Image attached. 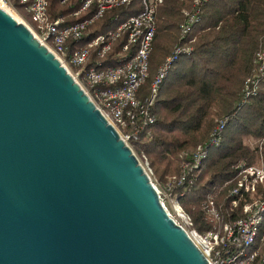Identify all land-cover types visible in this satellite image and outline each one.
<instances>
[{
  "label": "water",
  "instance_id": "95a60500",
  "mask_svg": "<svg viewBox=\"0 0 264 264\" xmlns=\"http://www.w3.org/2000/svg\"><path fill=\"white\" fill-rule=\"evenodd\" d=\"M0 264H210L85 87L1 7Z\"/></svg>",
  "mask_w": 264,
  "mask_h": 264
},
{
  "label": "trees",
  "instance_id": "16d2710c",
  "mask_svg": "<svg viewBox=\"0 0 264 264\" xmlns=\"http://www.w3.org/2000/svg\"><path fill=\"white\" fill-rule=\"evenodd\" d=\"M11 3L32 22L20 0ZM48 3L50 19L61 17L64 24L92 18L96 13V7L79 12L83 0ZM142 9V0L113 7L92 21L87 33L93 36L115 29ZM192 9L193 0H164L158 7L149 74L138 98L150 96L159 68L176 46L195 48L174 61L158 90L153 107L155 122L131 145L139 159L152 169L153 181L178 197L192 219L189 229L205 232L213 228V223L205 218L204 204L215 201L224 220L241 216V204L232 205L231 191L237 187L244 168L264 165V81L256 95L244 97L245 81L254 73L256 54L264 49V0H210L193 31L183 38L180 27L185 11ZM75 42H69L67 60L78 46ZM126 42L123 34L104 58L93 50L82 67L83 84L86 70L98 59L117 65L121 58L118 52ZM222 120L226 121L225 127L212 143V135ZM199 146L207 147L208 154L195 163ZM187 163L190 166L185 168ZM182 175H187L184 181ZM257 196H264V185L259 186ZM251 198L246 194L241 201ZM255 247L264 253V222L259 226Z\"/></svg>",
  "mask_w": 264,
  "mask_h": 264
},
{
  "label": "built area",
  "instance_id": "2783aa9c",
  "mask_svg": "<svg viewBox=\"0 0 264 264\" xmlns=\"http://www.w3.org/2000/svg\"><path fill=\"white\" fill-rule=\"evenodd\" d=\"M133 1L83 0L79 12L96 7V13L92 18L71 24H64L61 17L50 19L48 0H20L31 15L32 22L27 21L20 12L15 11L21 21L85 87L97 107L131 147V142L138 139L140 133L155 122L153 107L158 90L174 61L179 58L180 54L190 52L195 48V46L187 48L176 46L173 54L167 57L159 68L150 96L145 100L138 98V91L149 74L150 55L157 31V10L164 0H142V11L118 23L115 29L93 36L87 33L89 24L101 17L107 10L129 5ZM208 1L210 0H193V9L185 11V20L180 27L183 38L193 31ZM0 7L15 10L11 0H0ZM123 34H126L127 42L118 52V56L121 57L119 63L117 65L105 64L103 59H98L86 70L84 85L80 80L84 71L82 67L89 60L92 51L96 50L100 58H104L112 50L114 42ZM72 40L76 41L78 46L70 52L69 60H67L66 55L70 50L69 42ZM254 62V73L245 81L244 97L256 95L261 82L264 81V49L261 48L257 52ZM74 68L77 69L73 70ZM225 124V120L219 123L212 135V143L216 142L217 135L224 129ZM207 154L208 148L199 146L194 154V162L199 163L207 157ZM142 164L151 176L152 169L143 162ZM189 166L187 163L185 168ZM186 178L187 175H182L181 181ZM260 185H264V165L244 168L239 175L237 187L230 194L233 197L234 207L241 204L242 215L233 220H224L221 208L215 201L209 200L204 204L203 209L206 220L213 223V228L199 232L189 229L192 219L179 202L178 197L176 195L168 197L167 190L159 189L156 184L160 199L170 215L187 230L210 264H264V253L255 247L259 226L264 222V196H257ZM246 194L251 195L252 198L242 202L241 199H244ZM171 198L174 214L166 206V201ZM180 220H184L186 225Z\"/></svg>",
  "mask_w": 264,
  "mask_h": 264
},
{
  "label": "rangeland",
  "instance_id": "374dc122",
  "mask_svg": "<svg viewBox=\"0 0 264 264\" xmlns=\"http://www.w3.org/2000/svg\"><path fill=\"white\" fill-rule=\"evenodd\" d=\"M15 8V7H14ZM14 11H18L16 8H15V10ZM19 12V11H18ZM26 19V18H25ZM27 20V19H26ZM28 21V20H27ZM174 52V51H173ZM255 166H260V165H255ZM158 186V185H157ZM159 187V189H161L162 187H160V186H158ZM162 190V189H161ZM167 194H168V197L171 195L168 191H167ZM171 197V196H170ZM172 203H173V201H172V198L170 199V200H167L166 201V206L169 208V210L172 212V214H174L173 213V208H172ZM180 222H183V224L184 225H186V222L184 221V220H180Z\"/></svg>",
  "mask_w": 264,
  "mask_h": 264
},
{
  "label": "bare ground",
  "instance_id": "6f19581e",
  "mask_svg": "<svg viewBox=\"0 0 264 264\" xmlns=\"http://www.w3.org/2000/svg\"><path fill=\"white\" fill-rule=\"evenodd\" d=\"M5 10H7L15 19L18 21H21L20 16L11 8L4 7Z\"/></svg>",
  "mask_w": 264,
  "mask_h": 264
}]
</instances>
